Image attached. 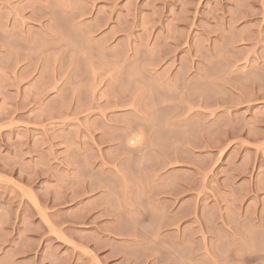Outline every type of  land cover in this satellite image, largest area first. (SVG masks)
<instances>
[{
  "label": "rangeland",
  "instance_id": "obj_1",
  "mask_svg": "<svg viewBox=\"0 0 264 264\" xmlns=\"http://www.w3.org/2000/svg\"><path fill=\"white\" fill-rule=\"evenodd\" d=\"M0 264H264V0H0Z\"/></svg>",
  "mask_w": 264,
  "mask_h": 264
}]
</instances>
